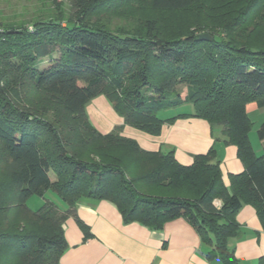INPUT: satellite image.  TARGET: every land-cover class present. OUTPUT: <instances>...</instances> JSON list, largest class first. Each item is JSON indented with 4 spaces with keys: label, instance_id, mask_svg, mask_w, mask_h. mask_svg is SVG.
I'll list each match as a JSON object with an SVG mask.
<instances>
[{
    "label": "trees",
    "instance_id": "obj_1",
    "mask_svg": "<svg viewBox=\"0 0 264 264\" xmlns=\"http://www.w3.org/2000/svg\"><path fill=\"white\" fill-rule=\"evenodd\" d=\"M48 1L49 21L0 28V264H60L64 224L82 199L109 201L124 224L152 231L183 218L208 260L239 264L229 242L244 206L264 230V153L253 149L247 110L264 109V0H71L70 15ZM100 96L125 126L151 136L180 118L220 128L244 172L227 186L214 147L184 166L174 152L121 136L124 126L101 134L86 112ZM183 105L193 113L160 118ZM258 134L264 141V123ZM49 191L66 210L48 200L29 208Z\"/></svg>",
    "mask_w": 264,
    "mask_h": 264
},
{
    "label": "crops",
    "instance_id": "obj_2",
    "mask_svg": "<svg viewBox=\"0 0 264 264\" xmlns=\"http://www.w3.org/2000/svg\"><path fill=\"white\" fill-rule=\"evenodd\" d=\"M192 108V107H191ZM255 104L247 107L258 110ZM91 124L107 135L124 124L105 96L92 100L86 108ZM178 114L162 120L176 118ZM121 135L135 140L148 152H174L177 161L190 166L194 157L215 148L223 180L230 185V176L244 172L237 149L225 144L220 128H213L204 120L180 118L173 124H165L160 136H151L130 126H124ZM217 202L216 201V205ZM221 203V202H220ZM66 210V206L63 207ZM76 216L64 224L68 249L60 264H222L207 259L209 247L185 219L168 222L162 231H152L139 224H124L117 207L109 201L82 199L76 207ZM89 227L92 234L85 240L78 220ZM240 236L229 246L235 250L239 264H257L264 257V230L252 206H244L237 216Z\"/></svg>",
    "mask_w": 264,
    "mask_h": 264
},
{
    "label": "rangeland",
    "instance_id": "obj_3",
    "mask_svg": "<svg viewBox=\"0 0 264 264\" xmlns=\"http://www.w3.org/2000/svg\"><path fill=\"white\" fill-rule=\"evenodd\" d=\"M59 2H62V4L64 5L65 12L69 13V15L73 13L71 0H59ZM120 6H121L120 8H125V9L119 11L118 13L120 14L125 13V11H127V4ZM53 11H55V9L53 8L51 9V4L49 3L48 0H0V28L7 27L10 25L13 26L24 25V27H26L27 29H32L33 24L36 22L49 21ZM109 18L114 26H120L125 24L124 21L119 19L120 16L119 17L111 16ZM46 64L47 62H45L43 66H45ZM178 91L179 93H181V95H185L187 92V88L186 86L181 85L178 88ZM179 93H174L173 96ZM255 105L258 108L257 104ZM191 107L192 106L190 105H183L176 109L167 110L160 113V117L164 116L165 118L166 117L169 118L172 116H176L178 114L187 113L190 110H192ZM248 113L253 123V129L250 133V140L255 153L258 156H262L264 153L263 151L264 141L260 140L258 131L260 130L261 126L264 123V109L250 110ZM122 126H125V124H123ZM123 130L124 129H122V131ZM46 200L56 203L60 207V209H63V207L66 206L65 203L61 199H59V197L52 191L47 192L44 199H41L39 197H33L28 202V206L31 210L37 211L40 207L43 206Z\"/></svg>",
    "mask_w": 264,
    "mask_h": 264
},
{
    "label": "water",
    "instance_id": "obj_4",
    "mask_svg": "<svg viewBox=\"0 0 264 264\" xmlns=\"http://www.w3.org/2000/svg\"><path fill=\"white\" fill-rule=\"evenodd\" d=\"M211 39L212 38L209 35H207V34L200 36V40H203V41H209Z\"/></svg>",
    "mask_w": 264,
    "mask_h": 264
},
{
    "label": "built area",
    "instance_id": "obj_5",
    "mask_svg": "<svg viewBox=\"0 0 264 264\" xmlns=\"http://www.w3.org/2000/svg\"><path fill=\"white\" fill-rule=\"evenodd\" d=\"M217 206H218V207H220V206H221V203H220V202H218V203H217Z\"/></svg>",
    "mask_w": 264,
    "mask_h": 264
}]
</instances>
